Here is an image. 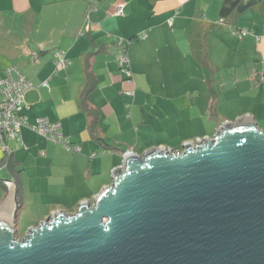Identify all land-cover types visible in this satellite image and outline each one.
Wrapping results in <instances>:
<instances>
[{
    "label": "crops",
    "instance_id": "1",
    "mask_svg": "<svg viewBox=\"0 0 264 264\" xmlns=\"http://www.w3.org/2000/svg\"><path fill=\"white\" fill-rule=\"evenodd\" d=\"M220 2L0 0V78L9 66L22 73L28 121H59L74 145L29 126L0 135V207L17 205L16 224L92 201L128 149L176 150L246 114L264 130V0L227 17Z\"/></svg>",
    "mask_w": 264,
    "mask_h": 264
},
{
    "label": "water",
    "instance_id": "2",
    "mask_svg": "<svg viewBox=\"0 0 264 264\" xmlns=\"http://www.w3.org/2000/svg\"><path fill=\"white\" fill-rule=\"evenodd\" d=\"M5 205L0 264H264V130L246 114L181 149H128L92 201L21 236Z\"/></svg>",
    "mask_w": 264,
    "mask_h": 264
},
{
    "label": "built area",
    "instance_id": "3",
    "mask_svg": "<svg viewBox=\"0 0 264 264\" xmlns=\"http://www.w3.org/2000/svg\"><path fill=\"white\" fill-rule=\"evenodd\" d=\"M122 6L116 7L115 13H121ZM245 29H241L240 33L244 34ZM145 34L142 33L140 37ZM128 40L120 37L117 43L121 47L119 55V63L122 73L125 77L131 78V69L128 56L125 52V45ZM56 61L59 64H64L65 59L60 54V51L55 52ZM32 86V83L20 73L14 66H9L5 69L3 77L0 78V135L4 137H19V132L22 126H29L37 133L45 136L48 139L64 143L68 148H74V145L63 136L60 130V122L52 121L46 116H39L34 121L30 122L27 116L23 113L24 108V93ZM127 94L132 93L131 90H126ZM197 139V138H196ZM195 139V140H196ZM195 140H191L195 142ZM126 150L124 153H126ZM43 152V151H41Z\"/></svg>",
    "mask_w": 264,
    "mask_h": 264
},
{
    "label": "trees",
    "instance_id": "4",
    "mask_svg": "<svg viewBox=\"0 0 264 264\" xmlns=\"http://www.w3.org/2000/svg\"><path fill=\"white\" fill-rule=\"evenodd\" d=\"M259 0H221L219 14L222 17L238 14L248 7H255ZM126 40H129L128 38ZM127 44V43H126ZM17 235V233L15 234Z\"/></svg>",
    "mask_w": 264,
    "mask_h": 264
},
{
    "label": "rangeland",
    "instance_id": "5",
    "mask_svg": "<svg viewBox=\"0 0 264 264\" xmlns=\"http://www.w3.org/2000/svg\"><path fill=\"white\" fill-rule=\"evenodd\" d=\"M223 122V120L221 121ZM196 139V137L194 138V140ZM184 142L180 143L178 145V149H181L182 148V145H183ZM177 150V149H176ZM53 200V199H52ZM79 202H77L78 204ZM57 208V207H56ZM69 208H64L62 210H68ZM57 210V209H56ZM68 212V211H67ZM35 216V212L33 213H29V214H23L21 215V221L18 220L17 224H16V233H17V236L18 234L22 235L26 229L30 226L29 225V222H37L38 220L36 219V217H33ZM39 222V221H38ZM37 224V223H36ZM31 225H34V224H31ZM25 226V227H24Z\"/></svg>",
    "mask_w": 264,
    "mask_h": 264
},
{
    "label": "bare ground",
    "instance_id": "6",
    "mask_svg": "<svg viewBox=\"0 0 264 264\" xmlns=\"http://www.w3.org/2000/svg\"><path fill=\"white\" fill-rule=\"evenodd\" d=\"M11 195V194H10ZM12 197V196H11Z\"/></svg>",
    "mask_w": 264,
    "mask_h": 264
}]
</instances>
